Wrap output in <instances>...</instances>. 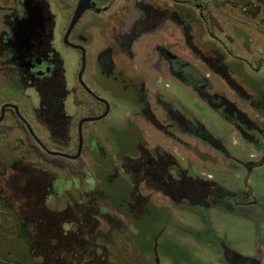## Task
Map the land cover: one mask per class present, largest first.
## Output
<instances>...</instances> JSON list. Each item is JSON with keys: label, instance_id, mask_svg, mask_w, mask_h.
<instances>
[{"label": "rangeland", "instance_id": "374dc122", "mask_svg": "<svg viewBox=\"0 0 264 264\" xmlns=\"http://www.w3.org/2000/svg\"><path fill=\"white\" fill-rule=\"evenodd\" d=\"M236 4L231 18H228L229 10L221 13L226 31L223 34L229 36L222 34L221 42L215 45L218 70L211 72L210 80L217 91L235 101L254 100L255 109H250L249 104H243L241 108L252 111V118L261 122L260 128L264 132V0H236ZM62 53L70 92L64 101L65 113L70 118L69 140L65 141L66 134L62 141L54 139L49 127L38 117L40 99L37 90H21L8 74L0 75V106L4 102H18L33 133L48 150L74 155L80 121L98 117L104 108L79 85L78 53L64 46ZM96 54V50L89 52L88 49L83 81L99 97L106 99L111 109L106 118L83 125L84 174H73L69 168L57 167L41 157L32 147L29 134L24 136L18 131L0 136V186L5 180L17 186V191L23 185L22 180L16 182L17 163L35 166L51 174L54 180L52 193L46 199V209L58 213L68 209L81 220L84 240L94 252V257L84 255L79 262H73V256L65 257L63 252L64 258L54 262L53 253H50L49 264H235L227 260L230 255L258 257L259 264H264V219L257 216H264V164L255 168L248 180L253 198L257 200V204L251 206L253 214L223 206L205 210L200 206L178 205L160 194L149 198L143 186L135 187L133 173L127 164L139 156V144L144 148L149 145L167 148L169 139L137 114L133 98L122 86L111 90L113 83L98 70ZM204 71L209 73L208 69ZM150 76L151 90L170 94L190 116L201 121L213 135L224 139L231 156L240 161L250 158L252 147L190 89L159 73L153 72ZM163 123L166 127L169 125V122ZM180 137L191 143L195 151L188 153L183 143L174 142L171 147L183 151L188 162L191 160V164L200 167L197 174L202 170L210 173L219 170L214 165L217 158L212 149L188 137ZM233 137L237 138L236 144ZM178 161L184 166L188 164ZM243 171L237 167L229 173L218 171L217 176L235 187H244L246 172ZM9 196L10 203L0 202V264H43L44 259L34 254L32 235L35 227L44 223L45 219L39 220L44 213H29L32 221L25 222L20 215L19 194L14 192ZM37 217L34 223L33 218ZM83 219L90 221L89 227L83 224ZM69 224H65V230L71 228ZM72 228L78 231L77 226ZM67 242L82 253L87 251V245L83 246L80 240L73 241L70 237ZM63 247L61 244L60 249L64 250Z\"/></svg>", "mask_w": 264, "mask_h": 264}, {"label": "flooded vegetation", "instance_id": "af4514ba", "mask_svg": "<svg viewBox=\"0 0 264 264\" xmlns=\"http://www.w3.org/2000/svg\"><path fill=\"white\" fill-rule=\"evenodd\" d=\"M81 2L0 0V75H10L21 90H37L40 99L37 112L41 119L45 105L52 102L49 100L43 104L44 99L57 98L60 102L63 97L64 104L70 93L65 78L64 46L80 57L77 80L81 89L103 106V114L107 109L109 114V102L83 81L88 49L89 52L96 50L97 68L113 83L111 90L122 86L133 98L137 114L169 139L167 148L159 145L144 148L139 144V156L127 164L133 173L135 187L143 186L149 198L160 194L178 205L200 206L205 210L223 206L252 213L251 206L257 204V200L253 198L248 180L253 170L264 164V132L260 128L261 122L252 118V111L241 106L249 104L250 109H255L257 105L251 98H243L244 101L229 98L226 93L217 91L210 80L211 72L218 70L215 45L221 42V36L226 32L221 13L229 10L228 18H231L236 0H85V8H80ZM153 72L179 81L230 124L245 144L252 147L250 158L245 161L235 159L226 148L224 139L213 135L201 121L190 116L170 94L151 90L149 81ZM107 90L111 92L109 88ZM4 105L10 107L5 108L0 136L20 131L36 141L25 123L19 103L4 102L0 106V117ZM163 122H169V125L166 127ZM64 132L69 140L70 118ZM180 135L212 149L217 158L214 165L219 167V172L229 173L237 167L244 170L245 186H233L217 176L216 170L214 173L202 170L197 174L200 167L191 164V160L188 162L183 151L171 147V143H183L188 153L195 151ZM232 139L236 144L237 138ZM177 158L180 162L187 161V166L180 164ZM225 162H229L227 167ZM23 166L17 163L15 168L18 170ZM3 182L0 202L7 204L11 202L9 195L16 194L17 186H12L8 180ZM18 197L22 206L27 201V194L21 190ZM61 213L66 216L58 225L65 232L85 236L80 229L81 220H77L68 209ZM257 216L264 219V216ZM66 223H70L71 228L65 230ZM83 224L89 227L90 221L83 219ZM75 226L78 231L73 230ZM77 240L81 241L80 238ZM81 242L92 249L84 239ZM57 247L61 248V241ZM233 257L230 255L227 260L235 264H259L258 257Z\"/></svg>", "mask_w": 264, "mask_h": 264}, {"label": "trees", "instance_id": "16d2710c", "mask_svg": "<svg viewBox=\"0 0 264 264\" xmlns=\"http://www.w3.org/2000/svg\"><path fill=\"white\" fill-rule=\"evenodd\" d=\"M62 99L60 102L57 101V98L44 99L43 104L48 103L49 100H52V102H50V105H45V113L41 115L42 121L49 127L53 138L60 141H62V138L66 132L65 131L63 133V128L68 129L69 126V118L65 113ZM29 138L31 139L32 147L35 148L36 152H38L41 157L52 161V164L55 166L69 168L71 173L77 175L85 173L86 164L82 163V156L77 161H72L64 157L51 156L46 153L30 135ZM65 141L67 140L65 139ZM15 176L17 179L16 181L22 180L23 182V185L18 188V194H21V190H23L24 194H27V201L22 204V208L20 209L22 220L25 222H31V215L29 213H44V216L39 218V220L45 219L44 223L38 224L40 226L35 227L32 235L34 254L44 259L43 264H49V257L52 255L50 253H53L55 258L54 262H60L59 260L64 258V256H73V262H79V260H81L84 255L88 254L94 257V252H92L90 248H87L88 250H85V253H82V251L74 248L73 244L67 245V240L70 237L73 239V241H76L77 238H80L82 241L84 236L77 235V237L75 236L76 234L65 232L58 224L64 220L66 215L64 213L62 214L61 212H52L46 209L45 203L47 197L51 194L54 180L53 176L40 168L29 165H24L23 167L19 168ZM33 220L34 223H36L38 217L35 219L33 218ZM58 241H61V244L64 246V250L57 248ZM61 252H63L64 256L61 254Z\"/></svg>", "mask_w": 264, "mask_h": 264}, {"label": "water", "instance_id": "95a60500", "mask_svg": "<svg viewBox=\"0 0 264 264\" xmlns=\"http://www.w3.org/2000/svg\"><path fill=\"white\" fill-rule=\"evenodd\" d=\"M85 0H82V2L80 3V8H85V4L84 2ZM84 10V9H83ZM83 71V70H82ZM101 100V99H99ZM103 101V100H101ZM6 107H10V105H4L3 109H2V115L0 117V123L3 121L4 119V111H5V108ZM108 107V106H107ZM108 114V109L106 110V112L102 115V116H99V117H95V118H86L84 120H82L79 125H78V131H79V141H78V149H77V153L75 155H65V154H62V153H58V152H53V151H50L48 150L41 142L40 140L36 137V135L33 133L32 129L30 128V126L27 124V122L25 121V123L27 124L28 126V129L29 131L31 132V134L34 136V138L36 139V141L38 142V144L41 146V148L46 152L48 153L49 155L51 156H54V157H64V158H67V159H70V160H78L81 155H82V149H83V143H84V140H83V133H82V127H83V124L85 123H88V122H95V121H99V120H102L103 118H105Z\"/></svg>", "mask_w": 264, "mask_h": 264}]
</instances>
